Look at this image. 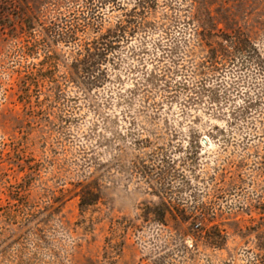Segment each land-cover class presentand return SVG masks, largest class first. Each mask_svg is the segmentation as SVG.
Masks as SVG:
<instances>
[{
  "label": "rangeland",
  "instance_id": "374dc122",
  "mask_svg": "<svg viewBox=\"0 0 264 264\" xmlns=\"http://www.w3.org/2000/svg\"><path fill=\"white\" fill-rule=\"evenodd\" d=\"M0 264H264V0H0Z\"/></svg>",
  "mask_w": 264,
  "mask_h": 264
},
{
  "label": "trees",
  "instance_id": "16d2710c",
  "mask_svg": "<svg viewBox=\"0 0 264 264\" xmlns=\"http://www.w3.org/2000/svg\"><path fill=\"white\" fill-rule=\"evenodd\" d=\"M86 65H89V64H86ZM91 84H94V81H92ZM82 188H83L82 194H80V196H79V202H78L79 206H84L87 204L94 203L95 200H97V191H94V189L90 183L82 185ZM154 210H155V213L158 216H160L159 221L161 223H163L162 220L164 218V213L166 211H170L169 207L165 203H163L162 208L161 207H154ZM182 216H184V215H182ZM183 218H185V217H183Z\"/></svg>",
  "mask_w": 264,
  "mask_h": 264
}]
</instances>
